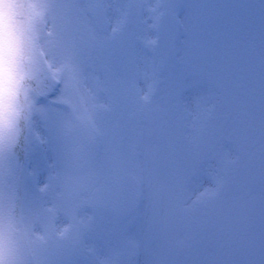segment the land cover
Returning a JSON list of instances; mask_svg holds the SVG:
<instances>
[{
	"label": "rangeland",
	"instance_id": "obj_1",
	"mask_svg": "<svg viewBox=\"0 0 264 264\" xmlns=\"http://www.w3.org/2000/svg\"><path fill=\"white\" fill-rule=\"evenodd\" d=\"M125 1L118 0L116 3V0H101L105 9L96 22L105 17L109 19L111 14L119 21ZM147 1L148 5L139 18L128 23L124 19V69L109 72L107 81L103 80V75H106L104 72H96L97 77L90 83H77L68 87L64 85L52 100H61L66 108L57 109L51 102L37 104L32 97L30 101L33 120L29 149L33 156L29 160L32 162L38 160L43 145L46 144L49 156L52 148L57 146L56 139L62 131L57 128L56 117L70 120V113L73 111L79 119L87 121L83 117L87 108L94 109L98 114H101L100 109L104 111L98 117L90 114V117L95 116L97 119H90L89 124L85 123L83 126V130L87 131L88 137L91 135L92 141L95 134L98 136L93 142L98 147L105 142L101 136L107 137L108 154L106 153L105 157L109 174L117 173L119 169L136 174L131 153L132 145H137L135 151L139 155V176L144 189V201L137 211L139 222L132 230H128L125 225L128 219L133 218V214L127 219L118 220L120 225L115 227L120 230L118 237L113 238L111 230L115 220L108 221L107 225L101 215L89 212L86 222L78 226L76 239L78 243L86 241V244L82 245L89 246L92 253H87V249L79 244L63 245L59 247L63 253L57 252L55 244L60 243H54V239L49 241V237L54 238V232L65 230V227L56 223L55 231L49 237L38 239L34 243L39 264H105L106 262H102L104 259H100L107 256L103 250L106 243L107 247H111L108 237L110 241L115 240L114 248L118 247V243L122 245V257L117 264H187L188 258L197 247L201 254L199 264H206L207 255L211 257L210 264H264V237L260 246H237L230 244L224 237L217 238L219 240H216V237L215 240L205 237L207 231L212 230L211 223L218 220L219 209L227 204L233 195L252 192L264 196V153L257 152L262 140L256 142V136L252 138L248 127L240 122L242 120L237 118L235 122L233 116L229 124L225 123L229 130L222 126L216 131L214 117L219 116L222 121L228 119L229 107L225 100H219L220 92L216 88L213 72L196 61L192 63L191 60L187 66L162 65L159 56L154 53L152 43L158 0ZM66 8L69 11V7ZM178 12L183 15L186 13L183 7L179 8ZM228 16V11L223 8L222 17ZM251 16L254 17L251 21L258 25L263 21L260 17ZM183 18L182 23L186 25L187 19ZM48 21L47 17L46 23ZM114 21L116 20H112L110 25L105 20L110 25L109 31ZM223 28L229 30L230 26L226 24ZM250 29L251 25L250 28L244 25L240 38L249 40L252 33L256 32L264 36V30L261 28L254 29L251 33ZM106 35V30H103L94 35L93 39L101 37L99 41L103 44ZM128 38H131L132 42H127ZM223 42L224 39L220 44ZM212 43L213 40H207L185 26L179 41L181 48ZM182 57L184 58L180 54L177 58ZM72 69V64L69 63L64 71L65 83L77 77L79 71ZM77 85H80L84 93L80 100H76L73 94ZM12 96L13 91H9L2 95L5 99L1 101L8 104ZM261 132L258 131V135H261ZM224 136L229 139V143L224 141ZM63 139L64 136L59 142L62 143ZM54 153L59 156V152ZM80 159L84 160V170H79L74 175L81 179L76 184L71 182L72 186L66 191L70 195L78 193L85 196L86 191L89 193L98 183L95 177L98 174L97 168L93 165V172L88 171L89 168H85L88 164L87 158ZM100 159L104 161L105 158ZM58 160L65 162L60 157ZM6 161L3 159L4 163L0 169L4 170ZM34 165L32 163V171ZM80 183L84 185L80 187ZM6 187L8 184L4 185L3 191L0 188L2 203L4 198L9 196L10 189ZM212 193L214 197L210 198ZM69 201L66 199L65 203ZM2 207L0 231L4 244L0 242V264H18L15 260L19 253L15 250L17 244L7 232ZM62 209L68 211L73 208L66 205ZM212 211L215 212L212 214L213 219H210L211 216L208 215H211ZM84 221L85 215L79 219L80 223ZM83 227L84 230L80 231ZM84 234L86 237L81 238L80 235ZM161 238H167L170 245L172 242L176 246V250L168 260L157 258L154 261L152 252H157L154 246L160 244ZM149 240L153 242L150 243ZM71 251L73 256H70ZM133 252L136 256L132 258ZM70 257L71 261L66 263ZM110 260L111 254L108 260L104 261Z\"/></svg>",
	"mask_w": 264,
	"mask_h": 264
},
{
	"label": "flooded vegetation",
	"instance_id": "obj_2",
	"mask_svg": "<svg viewBox=\"0 0 264 264\" xmlns=\"http://www.w3.org/2000/svg\"><path fill=\"white\" fill-rule=\"evenodd\" d=\"M51 1H56V5L51 10V17H48V25L46 23L44 25L45 35H43L41 43L51 70L58 74V77L62 81L64 71L69 63L72 64V70L79 71L77 77L80 83H84V80H82L84 72L89 73L92 69L97 73L101 70L107 72L111 66H122L124 41L123 30H119V27H117L116 33L108 36L102 54L93 48L95 44L92 42L91 27L93 21L97 20L105 9L101 4V0H69L72 3L68 16H66L64 9V0ZM91 4H94L97 8L98 16L96 18L89 17L87 13V6ZM200 8L198 1H193L188 5L190 15L196 14L199 16L201 13ZM80 13L82 16H79ZM192 17L195 21L197 20L195 16ZM251 19L252 16L247 17V20ZM209 33L212 34L211 32ZM231 35L236 39L239 35H242V32L234 31ZM221 36L219 34L217 37ZM230 46H232L230 58L224 56L225 47H223L222 52L217 49L213 51L214 55L222 53L215 67L216 71H218V77L222 81L227 82L231 90L227 98L228 113L230 117H235V121L238 119L242 120L241 122L248 127L252 138L256 136V142L262 140L261 148L264 153V36L262 34H255L249 41L240 39L239 41L231 42ZM201 57V55L198 56V58ZM96 77L97 75L95 74L94 78ZM76 130L79 129L76 128ZM258 131H262L261 135H258ZM77 136L83 138L85 142L83 134L78 133ZM80 138H74L65 147L62 146L61 157H76L81 153L82 157L87 158L88 166L92 165V163L97 164L94 158L97 153L90 156L82 154V145L77 146L75 143ZM53 157H55V154ZM43 162L45 161L43 160ZM65 162L69 165L72 163L71 160H66ZM83 162L84 160H81V165H83ZM97 168L98 174L96 177L98 183L93 188L94 191H90L89 193L86 189L85 191L91 195L90 199L92 203L98 206L97 211L102 213L105 221L108 220L110 208L116 217L120 219L123 214L128 213V210L123 206L125 205L127 208L133 204L134 187L132 181L127 177H122L121 180L110 177L105 159L103 162L100 160L99 167ZM37 183L36 192L31 194L26 188L25 194L23 193L24 226L29 242L32 241L34 243L38 239L49 237L50 233L48 230L50 227L48 223L54 222L55 226L57 223L60 227H70L77 209L76 194H68L67 190L61 186V177L57 170L50 169L42 164L39 168ZM124 187L126 189L121 190ZM122 193H125L124 201L121 199L124 197ZM91 197L94 198V201ZM66 199L70 201L65 203ZM66 205L72 206L73 209L68 211L63 210L62 207ZM90 210H93V208H90ZM233 221H235V216L231 212L229 222ZM119 225V221L112 224L114 228ZM228 230L236 237L234 224L228 226ZM69 233L66 232V235ZM70 237L71 235L68 240ZM246 237L250 236L246 235L244 238ZM258 240H263V234L255 241ZM234 241L236 240L234 239ZM199 259L200 251L197 249L196 255L188 264H199Z\"/></svg>",
	"mask_w": 264,
	"mask_h": 264
},
{
	"label": "clouds",
	"instance_id": "obj_3",
	"mask_svg": "<svg viewBox=\"0 0 264 264\" xmlns=\"http://www.w3.org/2000/svg\"><path fill=\"white\" fill-rule=\"evenodd\" d=\"M47 15L41 0H0V95L28 93L42 66Z\"/></svg>",
	"mask_w": 264,
	"mask_h": 264
},
{
	"label": "water",
	"instance_id": "obj_4",
	"mask_svg": "<svg viewBox=\"0 0 264 264\" xmlns=\"http://www.w3.org/2000/svg\"><path fill=\"white\" fill-rule=\"evenodd\" d=\"M130 2L133 5V0H130ZM172 43H173V39H171L169 43L163 40L160 41V44L158 46L163 56L165 57L168 56V54L170 53L172 49ZM41 61H42V66L37 67L35 79L29 84V89L34 91L38 97H43V93H40V89H43L45 87H47L48 90L51 89V85L50 83H48L50 81L51 76L48 73V71L45 72L43 70L46 67L42 60V57H41ZM16 97H17V101L19 104V113H18L17 120H18V125L20 128V139H19V144H18V150L21 151L23 137H25V129H23V123H25L27 120V110H26V104L21 98V94L16 92ZM19 177H20V167L17 173V194H16V198L14 201V205H13L12 228L19 234L21 242L24 246V243H25L24 234H23L21 225L19 223V218H18ZM261 221L262 220L260 218V215H258L257 212H255L254 210L250 212L247 211L245 213V223L246 224H250V223H252V225H254L255 223L261 224ZM30 264H34V263L30 260Z\"/></svg>",
	"mask_w": 264,
	"mask_h": 264
}]
</instances>
